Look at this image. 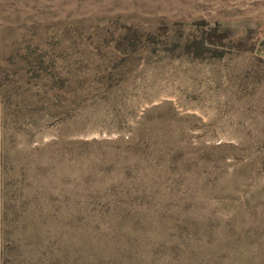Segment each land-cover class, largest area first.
<instances>
[{"label": "rangeland", "instance_id": "rangeland-1", "mask_svg": "<svg viewBox=\"0 0 264 264\" xmlns=\"http://www.w3.org/2000/svg\"><path fill=\"white\" fill-rule=\"evenodd\" d=\"M199 20L255 34L187 53ZM5 187L135 210L125 250L109 219L99 238L31 215L7 264H264V0H0V205Z\"/></svg>", "mask_w": 264, "mask_h": 264}, {"label": "trees", "instance_id": "trees-1", "mask_svg": "<svg viewBox=\"0 0 264 264\" xmlns=\"http://www.w3.org/2000/svg\"><path fill=\"white\" fill-rule=\"evenodd\" d=\"M198 26V35L193 36L186 40L184 44V50L187 53L195 52L197 55H201L212 48L223 47L225 42L232 40V38L238 33L239 29H244V36L240 38L237 45L240 48L245 46L254 36L255 29H253L250 22L239 23H221V22H207L205 20H199L195 22ZM163 32L168 31L166 25L159 27ZM122 33L120 43L124 41H130L136 39L138 33L133 31L130 27L125 28ZM148 41L152 40L150 34L146 38ZM121 45V44H120ZM11 187H5L1 199L0 205V258L2 264H7L11 257V250L9 248L10 241L16 242V249L24 242H29L32 236H29L26 232L27 218L34 214H39L44 218H52L57 214H61L65 223L70 222L73 228H78L82 222H86L89 227L90 234L92 236L99 237V230L97 226H100L106 219H109L112 225L117 229L116 234H123L124 238H116L118 242L115 243V247H119L121 242L123 249H129L132 245L131 240L127 235L132 231V226L125 215H132L135 213L133 206L119 205L113 202V200L105 198L106 196L101 192L100 194L94 193V197L97 204L83 205L74 204L69 209L66 207L63 209L54 208L48 205H41L36 207L35 205H9L7 200L9 198L10 191L12 193L18 192L19 188L12 190ZM20 208H19V207ZM123 217V219H122ZM32 226V225H31ZM100 238V237H99ZM79 250L81 248L78 245ZM105 244L102 249H105Z\"/></svg>", "mask_w": 264, "mask_h": 264}]
</instances>
